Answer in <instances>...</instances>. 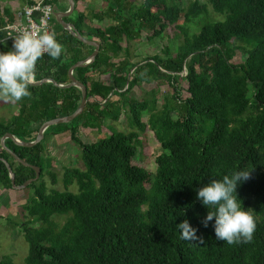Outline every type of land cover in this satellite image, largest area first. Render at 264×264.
<instances>
[{
    "label": "trees",
    "instance_id": "trees-1",
    "mask_svg": "<svg viewBox=\"0 0 264 264\" xmlns=\"http://www.w3.org/2000/svg\"><path fill=\"white\" fill-rule=\"evenodd\" d=\"M44 2L55 6L60 0ZM113 2L93 14L100 21L113 20L106 26L91 24L77 9L74 17L64 18L86 38L101 42L95 61L75 70L90 99L81 115L65 123L71 125V138L82 151L84 168H66L65 191L49 188L43 179L52 167L46 160L45 139L58 134L62 123L50 126L34 146L6 139L9 149L42 168L40 179L26 188L32 192L23 205L26 219L16 222L30 243L26 264H264V0H208L224 19L206 21L194 34L188 24L208 13V3L202 0L187 7L179 0ZM7 12L12 20L4 29L0 19L2 40L13 35L9 25L14 16ZM54 19L57 25L51 30L64 52L59 59L42 56L34 81L53 78L65 84L71 80L70 68L95 47ZM171 28L179 31L175 39L183 36L175 53L167 45L164 56L132 61L131 42L141 40L147 30L149 41L164 38ZM238 51L241 63L234 62ZM107 73L113 78L109 83L94 78ZM183 80L188 82L186 98L179 88ZM155 82H167L174 90L162 108L157 94L144 100L131 96L142 83ZM29 91V97L17 102L19 113L0 120V157L10 162L18 185L36 177L37 170L17 161L3 146V137L12 133L21 140H35L43 123L72 114L82 100L76 86L45 82L31 84ZM124 109L131 114V131L110 126L111 135L82 140L80 120L82 126L99 130L106 119L119 120ZM149 128L162 147L156 172L135 163L141 134ZM240 169L251 170L237 191L257 223L251 241L227 244L216 239L214 221L203 224L208 208L197 199V189ZM48 173L57 183L58 173ZM73 184L78 191L69 189ZM0 190H15L1 159ZM57 215L67 216L66 222L60 224ZM185 219L198 229V239H181L180 223ZM0 264L17 263L4 257Z\"/></svg>",
    "mask_w": 264,
    "mask_h": 264
},
{
    "label": "rangeland",
    "instance_id": "rangeland-1",
    "mask_svg": "<svg viewBox=\"0 0 264 264\" xmlns=\"http://www.w3.org/2000/svg\"><path fill=\"white\" fill-rule=\"evenodd\" d=\"M3 1L4 0H0V3ZM179 1L181 6L187 7L192 1L195 0ZM202 1L208 3V13L202 15L193 23L188 24V28L190 30V33L192 34L198 33L201 29L202 24L206 21H217L224 19L223 15H220L214 11L213 6L208 2V0ZM23 2L20 3L19 8H23L25 4V2ZM78 2V6L84 10L88 18L91 20V24H102L106 26L107 24L113 22L112 19L100 21L95 17L93 18V14L96 11L100 9L103 10L107 6H113V0H79ZM141 3L142 0H136V4L139 5ZM54 17L55 16H53V19L51 20L52 26L57 25ZM175 33L179 34V31L176 28H171L164 36V38L158 37L154 41H149L147 39V36L150 35V32L149 30L145 31L143 34H141V40L133 41L130 43L132 61H142L143 59L154 55L164 56V48L167 45H170L171 51L175 53L177 51L178 41L183 40V36H181L180 40L175 39ZM126 45L127 43L124 42V46ZM234 62H242L241 51L237 52L234 58ZM183 75H186V73H184ZM136 76L137 75H130L131 79L135 78ZM99 78L105 81L109 80L110 82L113 80L112 74L110 73L100 75ZM179 88L181 90V95L183 98L189 96L188 82L186 80L180 82ZM173 91L174 90L167 82H155L153 84L142 83L140 86L132 90L131 96L135 97L138 100H144L153 99V95L157 94L158 108H162V105L166 102L167 97L171 98L172 93H174ZM114 99L118 100L119 98L115 97ZM7 102L8 103L3 106L4 108L0 107V120L7 119L9 117V115L7 114H11L12 107L10 104H13V102ZM5 106L7 108H5ZM128 118L130 120H128ZM144 121H149V115H146L144 117ZM83 122V120H80L79 125L80 133L82 135L81 138L85 142L96 141L104 136L106 137L107 135H111L110 126L115 127L117 128V130L121 131H131L133 129L131 125V114L127 109H124L122 111L119 120L115 121L113 119H106L105 124L99 130L97 128L84 127L82 126ZM68 126L71 125L62 123V125L57 127L58 134L55 133L54 135H49L45 139V143L48 149L46 160L47 162L52 163H50L52 167L45 170V176L43 179L47 182L49 188H54L61 191H65V189L67 188L64 182L66 168H84V163L81 158L82 151L80 147L73 142L71 138V130L68 129ZM140 140L141 142L139 144V153L135 163L144 166L151 172H156V158L162 152L161 144L156 138L155 133L150 128L146 133L141 134ZM49 171L58 173L57 183L53 182L51 174L48 173ZM69 189L72 191H78V187L74 184L71 185ZM30 193H32L31 190H27L26 188L15 189L13 191H10V194L0 190V260L5 257L13 259L17 264H26V257L30 253V243L25 238L22 226H17L16 222H22L26 219H24L25 215L23 205L27 202V198L30 196ZM55 219L60 224H63L66 222L67 216L57 215L55 216ZM9 220H13V222H10Z\"/></svg>",
    "mask_w": 264,
    "mask_h": 264
},
{
    "label": "clouds",
    "instance_id": "clouds-1",
    "mask_svg": "<svg viewBox=\"0 0 264 264\" xmlns=\"http://www.w3.org/2000/svg\"><path fill=\"white\" fill-rule=\"evenodd\" d=\"M0 44L7 42L0 39ZM64 52L54 32L21 30L13 36L11 48L0 51V99L18 102L31 95L29 88L36 76L38 60L45 54L59 59ZM250 171L240 169L212 178L197 189V199L208 208L205 227L213 222L215 237L227 244L249 242L256 228L257 217L239 198L238 185L250 178ZM197 231L185 219L180 223L181 239L196 240Z\"/></svg>",
    "mask_w": 264,
    "mask_h": 264
},
{
    "label": "water",
    "instance_id": "water-1",
    "mask_svg": "<svg viewBox=\"0 0 264 264\" xmlns=\"http://www.w3.org/2000/svg\"><path fill=\"white\" fill-rule=\"evenodd\" d=\"M69 2V8L66 11L61 10L59 5H55L54 6V15L57 17L58 21L63 25V27L65 29H67L71 34H73L74 36H76L77 38H79L80 40H82L83 42L90 44L92 46L95 47L94 52L86 59L80 60L79 62H77L76 64H74L69 71V75H70V82L68 83H58L56 80H54L53 78H46V79H42L40 81H33L32 84L34 85H41L45 82H52L57 86L60 87H71V86H76L78 88L81 89L82 91V100L81 103L79 104L78 108L70 115H66V116H61L55 119H51L46 121L45 123L42 124L40 130H39V134L38 137L35 140L32 141H26V140H21L19 137H17L15 134L12 133H8L6 136L3 137L2 139V144L3 146L8 149V151L11 153V155L19 162L23 163L26 166H30L33 167L37 170V175L36 177L28 180L27 182H25L22 185H18L16 182V173L14 171V169L12 168L10 162L5 159L0 157L1 160H3L7 166L8 169L10 171V176L12 178V182H13V186L15 189H25L27 188L29 185H31L33 182L38 181L41 177L42 174V168L36 165H32L31 163L25 161L23 158H21L17 153H15L14 151H12L11 149H9L6 145V139L7 138H12L16 141L17 144L19 145H23V146H34L40 142L43 141V139L45 138V134L47 129L52 126V125H57V124H61V123H68L71 122L72 120L76 119L79 115H81L90 99V97L88 96V88L86 86V84L81 81L76 75H75V70L77 67L80 66H86L90 63H92L93 61H95V59L97 58V55L99 54L100 48H101V42L97 39L94 38H86L85 36H83L79 30L76 28L75 24L67 22L64 17L69 16L71 14L74 13L75 8H76V1L75 0H68Z\"/></svg>",
    "mask_w": 264,
    "mask_h": 264
},
{
    "label": "built area",
    "instance_id": "built-area-1",
    "mask_svg": "<svg viewBox=\"0 0 264 264\" xmlns=\"http://www.w3.org/2000/svg\"><path fill=\"white\" fill-rule=\"evenodd\" d=\"M54 15V5L36 0L34 4L25 6L18 14L17 20L9 25V29L17 34L21 30L34 29L38 32H52L51 20Z\"/></svg>",
    "mask_w": 264,
    "mask_h": 264
},
{
    "label": "crops",
    "instance_id": "crops-1",
    "mask_svg": "<svg viewBox=\"0 0 264 264\" xmlns=\"http://www.w3.org/2000/svg\"><path fill=\"white\" fill-rule=\"evenodd\" d=\"M24 0H4L3 2H1L0 3V14H1V18L0 19H2L3 21H5L4 23H5V26H4V29H6L7 27V25H8V23H10V21L12 20V19H10V16H8L9 14H8V12L7 11H9L11 14H13V16H14V22L17 20V18H18V14H19V12L25 7V6H27V5H29L28 4V0H26V1H24L25 2V4H24V6H23V8H19L20 6V3L21 2H23ZM33 1H36V0H33ZM23 2V3H24ZM18 3V4H17ZM17 4V5H16ZM27 4V5H26ZM79 2H77L76 3V8H75V10L77 9L79 12H83V13H85L84 12V10L83 9H81L79 6ZM59 6H60V8H61V10H63V11H66V10H68V8H69V2H68V0H60V2H59ZM16 9H18V10H16ZM20 10V11H19ZM10 14V15H11ZM69 16H75V11H74V13L73 14H71V15H69ZM67 17V16H66ZM55 18L57 19V17L55 16ZM65 18V17H64ZM58 20V19H57ZM13 22V23H14ZM70 23H72V22H70ZM74 24V23H73ZM14 35H16V34H13V35H11L9 38H6V39H3V40H5L6 42H7V44H6V46L4 45V44H0V49H3V50H5V49H8V48H10L11 47V45H12V42H13V36ZM95 77H96V79H100L99 78V75H95ZM102 78V77H101ZM102 80V79H101ZM106 83H109L110 81L108 80H106L105 81ZM8 102L6 101V100H0V107H2V108H4L3 106L4 105H6ZM11 105V107H12V111H11V114H7V115H9V117L7 118V119H9V118H11V117H13V116H15V115H17L18 113H19V109H20V105L17 103V102H13V104L11 103L10 104ZM13 106H14V110H13ZM5 108H7L6 106H5ZM6 115V116H7Z\"/></svg>",
    "mask_w": 264,
    "mask_h": 264
}]
</instances>
